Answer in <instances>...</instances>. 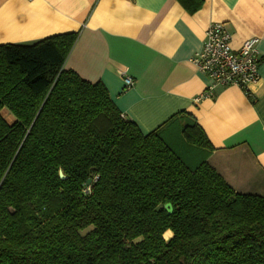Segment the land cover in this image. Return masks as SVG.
Instances as JSON below:
<instances>
[{
  "label": "trees",
  "instance_id": "obj_1",
  "mask_svg": "<svg viewBox=\"0 0 264 264\" xmlns=\"http://www.w3.org/2000/svg\"><path fill=\"white\" fill-rule=\"evenodd\" d=\"M76 37L0 45V264H264V197L187 167L65 69Z\"/></svg>",
  "mask_w": 264,
  "mask_h": 264
},
{
  "label": "crops",
  "instance_id": "obj_2",
  "mask_svg": "<svg viewBox=\"0 0 264 264\" xmlns=\"http://www.w3.org/2000/svg\"><path fill=\"white\" fill-rule=\"evenodd\" d=\"M215 22L233 50L257 40L258 80L196 102L206 79L190 60ZM67 33L77 37L64 68L102 83L143 135L157 131L187 167L206 162L235 192L264 197V0H0V45ZM194 123L207 144L185 137Z\"/></svg>",
  "mask_w": 264,
  "mask_h": 264
},
{
  "label": "built area",
  "instance_id": "obj_3",
  "mask_svg": "<svg viewBox=\"0 0 264 264\" xmlns=\"http://www.w3.org/2000/svg\"><path fill=\"white\" fill-rule=\"evenodd\" d=\"M204 36L200 51L190 60L206 79L205 90L195 101L212 98L217 87H238L248 93V86L258 80L257 40L248 39L238 50H233L230 34L224 24L217 22L207 26ZM124 84L129 88L133 81L124 75Z\"/></svg>",
  "mask_w": 264,
  "mask_h": 264
},
{
  "label": "water",
  "instance_id": "obj_4",
  "mask_svg": "<svg viewBox=\"0 0 264 264\" xmlns=\"http://www.w3.org/2000/svg\"><path fill=\"white\" fill-rule=\"evenodd\" d=\"M59 178H60L61 180L66 179V177H65L61 172L59 173ZM163 209L166 210L167 214H171V213H172V207H171L170 204H165V205L163 206Z\"/></svg>",
  "mask_w": 264,
  "mask_h": 264
},
{
  "label": "rangeland",
  "instance_id": "obj_5",
  "mask_svg": "<svg viewBox=\"0 0 264 264\" xmlns=\"http://www.w3.org/2000/svg\"><path fill=\"white\" fill-rule=\"evenodd\" d=\"M2 116L5 117V119L7 120L8 123H10L9 122L10 120L8 119V117L6 116V114L4 112L2 113ZM168 237H169V235H168V232H167V233L164 234L165 240H168Z\"/></svg>",
  "mask_w": 264,
  "mask_h": 264
}]
</instances>
